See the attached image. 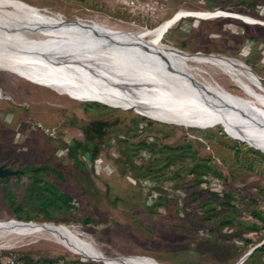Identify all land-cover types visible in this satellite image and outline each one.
I'll return each mask as SVG.
<instances>
[{"label": "rangeland", "instance_id": "rangeland-1", "mask_svg": "<svg viewBox=\"0 0 264 264\" xmlns=\"http://www.w3.org/2000/svg\"><path fill=\"white\" fill-rule=\"evenodd\" d=\"M122 1L0 0L14 4H0V14L7 15L14 7L24 6L38 15L40 20L51 21L56 25L63 23L66 28L81 21L139 31L146 26L154 28L182 9L215 13L229 10L226 12L228 14H245L246 11L245 6L237 4L239 0H137L153 2L157 7L149 10V13L129 8L135 16L141 15L133 21L120 18L122 11L118 10L117 3ZM209 3H215L223 9L209 10ZM225 17L180 19L164 36L163 45L168 51L160 56L186 60L192 66L196 65L191 62L198 56L237 63L245 66L264 87V19L254 17L256 20L252 19L253 22H246L235 17L241 22L224 20ZM24 25L21 23L19 28L27 31L31 38L45 36L30 31L31 26L24 28ZM201 67L208 70L205 65ZM220 77L224 84H230V92L237 95L241 91L238 83L231 81L228 76L221 74ZM108 106H87L84 101L0 69V166L23 170L32 165L49 164L60 169L62 178L49 171L44 177L72 195L77 203V220L69 213L61 214L57 220L67 224H59L80 231L98 250L112 258L150 256L160 264H240L246 248L251 250L264 244V230L259 234L245 233L252 239L251 243H235L241 235L240 220L236 219L237 213L230 208L221 212L212 225H204L193 218L177 220L173 204L170 210L164 212V216L152 214L145 204L140 185L129 176L130 173L134 174V169L126 162L128 146L116 139L121 133L133 143L142 138L133 135L136 131L134 119L141 121V117L146 116L160 121L154 122L149 132L157 135L161 143L177 145L187 139L201 157H212L223 172L228 189L237 191L238 199L234 205L243 218L246 207L251 203L250 197L264 200V157L251 150L258 148L264 151L263 148L233 135L221 124L205 126L164 121L144 115L137 108ZM94 120L109 123L105 136L108 142L96 165L89 162L90 146L86 144L80 158L87 161L88 167L82 169L66 151L69 143L85 141L82 127ZM164 134L169 137L164 138ZM189 161L178 160V164L187 165ZM27 181L24 177L20 187H15L17 200H24L23 187ZM3 188L4 183L0 182V223L17 220L13 208L6 201ZM36 217L37 223H50L42 221V214H36ZM86 217H90L92 222L85 223L83 219ZM226 218L237 222L233 226L223 225L221 222ZM204 228L206 235L201 237L199 230ZM44 235L12 234L5 237L0 241V264L9 259L23 263L25 257L33 260L68 257L88 259L94 264L98 262L70 251L56 243L55 239ZM18 258H22L21 262ZM256 260L254 264H264L260 256Z\"/></svg>", "mask_w": 264, "mask_h": 264}, {"label": "bare ground", "instance_id": "bare-ground-1", "mask_svg": "<svg viewBox=\"0 0 264 264\" xmlns=\"http://www.w3.org/2000/svg\"><path fill=\"white\" fill-rule=\"evenodd\" d=\"M12 10L0 14L1 70L80 101L137 108L164 121L221 124L233 135L264 149V87L245 66L198 55L192 66L186 60L160 56L168 51L163 45L165 34L184 17L231 16L246 22L254 17L226 13L229 10L215 13L182 9L154 28L132 31L81 21L66 28L63 23L40 20L24 6ZM21 23L45 36L31 38L19 28ZM221 70L223 73H218ZM221 74L238 83L241 91L237 95L229 91L230 84L220 81ZM39 233L70 251L106 264H160L150 256H106L80 231L63 224L0 223V241L12 234Z\"/></svg>", "mask_w": 264, "mask_h": 264}, {"label": "trees", "instance_id": "trees-1", "mask_svg": "<svg viewBox=\"0 0 264 264\" xmlns=\"http://www.w3.org/2000/svg\"><path fill=\"white\" fill-rule=\"evenodd\" d=\"M156 1L160 2L163 0ZM237 4L246 7L245 14L264 19V0H239ZM117 6L119 7L118 10L122 11L120 12L121 19L129 18V20L136 21L137 16H141L137 14L135 16L134 12L129 10L130 7L122 2L117 3ZM219 9H222L219 5L216 6L215 3H209V10ZM190 17L195 18V16ZM226 19L241 21L231 16L224 18V20ZM146 27L148 28V26ZM250 38L253 39L254 37L250 36ZM84 104L87 106L109 107L97 101H84ZM141 119V121L137 119L133 120L136 125V131L133 135L135 137H142L137 143L131 142L129 137L124 133L119 134L116 141H123L128 146L126 162L134 169V174L131 175L130 173L129 176L136 184L140 185L144 194L145 204L149 211L152 214H163L164 216V212L170 210V206L173 204L177 220L193 218L204 225H212L215 218L221 215V212H226L230 208L237 213L236 219L240 220L239 230L241 235L238 236L240 241L235 240V243H251L252 239L247 237L248 235L245 233L259 234L264 230V200L260 197H250L251 203L246 207L247 210H245L244 218L241 217L239 215L240 211L234 205L238 199V193L236 190L228 189V184L224 181L223 172L215 165L212 157H201L194 148L193 143L187 139L185 142L177 145L161 143L157 135L149 132L150 126L154 122L160 121L152 120L146 116H142ZM108 125L107 121L94 120L82 127L85 134L84 142L74 141L73 143H69L66 153L82 169L88 167L87 161L80 158L81 151L86 147V144L90 146L88 159L91 165H96L100 161L103 147L108 142L105 140V136L108 134ZM220 130L222 131V129ZM163 137L168 138L169 135L164 134ZM251 150L264 157V152L259 149L251 148ZM186 159L190 160L187 165L178 164V160L185 161ZM23 171V173L18 175L0 178V182L4 183L3 189L6 201L13 208L14 218L17 221L36 222V219H38L36 214H42V221L56 224H67L66 222H59L57 220L61 214L69 213L73 219H76L75 210L77 209V203L72 195L69 192L61 190L57 183L44 177L46 172L49 171L57 177L62 178L63 172L60 169L49 164H41L32 165L23 169ZM24 177L28 180L26 186L23 187L24 200H17L15 187H20L21 180ZM216 178L222 180V187H218L213 183ZM153 193H156V195H153ZM83 221L91 223L92 219L86 217ZM236 222L233 219L226 218L221 223L233 226ZM199 235L201 237L205 236L206 229L199 230ZM246 249L243 255L250 251V249ZM258 256H260V260L264 261V244L256 246L242 264L246 262L254 264ZM21 259L18 258L17 260L20 261ZM58 263L94 264L88 259L68 257L40 260L25 257L24 262L20 264ZM96 264H104V262L98 261Z\"/></svg>", "mask_w": 264, "mask_h": 264}, {"label": "built area", "instance_id": "built-area-1", "mask_svg": "<svg viewBox=\"0 0 264 264\" xmlns=\"http://www.w3.org/2000/svg\"><path fill=\"white\" fill-rule=\"evenodd\" d=\"M122 3L126 4L130 8L137 9L139 12H142V13H145V12L149 13L148 12L149 10H153L154 8L156 9V7H157V5H155V3L148 2V1L147 2L146 1L139 2L137 0H124V1H122ZM213 183L215 185H217L218 187L223 186L222 180L220 178L214 179ZM153 195H156V193H153ZM3 264H20V263L9 259V260H6L5 262H3Z\"/></svg>", "mask_w": 264, "mask_h": 264}, {"label": "water", "instance_id": "water-1", "mask_svg": "<svg viewBox=\"0 0 264 264\" xmlns=\"http://www.w3.org/2000/svg\"><path fill=\"white\" fill-rule=\"evenodd\" d=\"M179 51L181 52H185V51H182L180 49H178ZM258 149V148H256ZM260 151L264 152L262 149H259ZM24 171L21 170V169H11V168H8V167H4V166H0V178H4V177H7V176H12V175H18V174H21L23 173ZM22 223H31V222H26V221H21ZM254 249V248H253ZM251 249L248 253H246L242 259L240 260V264L243 263V261L250 255L251 251L253 250Z\"/></svg>", "mask_w": 264, "mask_h": 264}]
</instances>
